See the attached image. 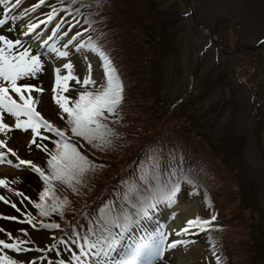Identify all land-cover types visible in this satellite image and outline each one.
Instances as JSON below:
<instances>
[{"label":"rangeland","instance_id":"374dc122","mask_svg":"<svg viewBox=\"0 0 264 264\" xmlns=\"http://www.w3.org/2000/svg\"><path fill=\"white\" fill-rule=\"evenodd\" d=\"M37 2L24 0L23 10L29 7L31 10ZM77 3L90 5L87 8L95 18L105 9L114 33L110 45L127 84L126 103L123 112L116 114V125L109 134L111 140L101 142L98 151L92 152L103 155L112 151L119 156L127 152L144 168L159 163L165 151L173 150L174 160L184 154L195 166L197 178L209 181L212 186L209 206L225 224L223 241L231 264H264V45L258 47L264 38V0H77ZM48 6L45 4L43 10L40 9L44 6L35 8L37 13L31 23L45 18L50 12ZM193 6L195 14L185 17ZM3 8L4 4H0V17ZM28 23L21 25L20 32ZM7 26L15 32L11 24L2 30ZM219 27L228 28V33L221 30V36L215 35V43L222 46L216 58L217 49L209 45L208 38ZM0 34L20 38L17 32ZM61 50L69 55H43V71L18 83L33 85L32 97L38 102L43 100L42 106L36 105V111L44 119L63 125L67 124V115L55 103L52 90L55 70L59 68L60 74L66 75L69 70L63 65L71 62L73 75L80 81H67L63 95L69 98V105L79 98L81 91L91 88L83 84L89 75L96 86L100 85L101 72L96 57L72 48ZM37 88L43 89L42 96ZM3 117L15 124V120L8 119L13 118L10 114L4 113ZM234 131L237 132L234 145L227 146L225 143L233 140L229 132ZM41 132L44 138L36 136L33 143L30 129L13 127L7 131L10 140L3 141L41 168L48 157L47 151L37 147L38 142L48 149L55 141L45 129ZM9 161L8 165L0 164V169H7L0 170V180L7 182V187L0 186V191L11 198L20 192L24 198L35 201L41 184L32 166L16 165L14 158ZM102 176L100 172L99 182ZM178 199L183 205L189 203L193 218L204 214L201 197L192 202L180 194ZM0 214L18 213L0 204ZM159 219L160 214L153 215L148 220L149 231L141 229L136 234L159 230ZM0 229L4 230L0 231V240L25 241L24 251L0 247V256L9 255L21 264H45L41 249L51 244L50 232L8 220L0 221ZM6 233H11L14 240ZM72 252L79 253L77 249L67 250L62 259L69 260ZM161 257L157 264H215L200 235L192 246L165 256L166 262H161Z\"/></svg>","mask_w":264,"mask_h":264},{"label":"snow or ice","instance_id":"6c2138e0","mask_svg":"<svg viewBox=\"0 0 264 264\" xmlns=\"http://www.w3.org/2000/svg\"><path fill=\"white\" fill-rule=\"evenodd\" d=\"M21 0H16L17 6H19ZM46 0H39L38 4H34L31 10L40 5L45 4ZM76 0H73L75 3ZM63 5L64 0H60ZM0 4L7 5V0H0ZM81 7H90V5L82 4ZM67 14L72 15L73 9L71 5H67L61 9ZM77 15H82L80 9H75ZM58 10L56 7H52L50 13L47 15V21L51 22L57 15ZM74 19V17H73ZM91 23L90 21H87ZM5 23L4 20H0V25ZM40 23H44L41 21ZM62 24L58 23L52 30V34L43 39V33H36V39L44 47L51 48L58 57H67L68 51L57 49L51 45L50 42L57 38ZM71 27V26H70ZM39 28V24L29 22L26 25V31L22 33V36L28 37L33 34L35 30ZM67 35V33H64ZM80 33H77L79 36ZM72 40H76V37H72ZM72 41L70 40L69 43ZM39 48V44L37 45ZM67 48V44L62 46ZM77 49L80 47H87L91 51L98 54V56L104 61L105 79L106 83L102 84L98 89L89 91L85 88L79 93V98L72 101V106H69V98L63 95V92L67 91V81L75 79L79 83V79L73 75V65L71 62L63 65L65 69H68L66 75L60 74V69L56 71V82L53 87L54 100L59 106V109L67 114V124L70 126L71 132L83 137L89 143L94 140L104 141V137L110 131L107 126L102 122L106 119V113H114L120 101L122 100L123 85L119 80V76L116 73V69L112 66L111 60L102 48L97 45L91 37H89L87 44L77 43ZM43 52L37 50L33 51L31 44H25L20 39H9L6 36L0 35V132H7L15 129L31 130L33 134V143H35V137H43L41 129H45L48 132H54L61 139L56 141L57 148L55 152H49L50 159L48 160L50 174L46 175L45 172L32 165L33 169L44 177L46 183L51 180H59L64 183L72 184L74 180L79 179L85 171L91 166L87 157L83 155L74 144L67 142L65 131L60 128L54 127L48 120L44 119L41 114L36 111V104L38 101L34 100L31 95L33 91V85L25 82L19 84L18 81H27L31 77H35L39 72L43 71ZM89 72L91 65L89 64ZM96 82L90 78V75L83 80L84 85H94ZM10 91L15 93L19 100H16L10 95ZM36 91L42 92V88H37ZM25 92L29 93L27 96ZM8 113L15 118V124L9 125L3 122V114ZM5 141L0 140V146L4 145ZM37 147H44L45 151H48L46 146L37 144ZM12 152V149H8ZM15 155V153H13ZM0 159H3V154L0 153ZM10 162V161H9ZM22 164H31L30 161H21ZM191 183V181H188ZM0 186L7 187L5 180H0ZM180 190L179 184H174L171 191L164 193L161 190L153 192L151 197L148 198V202L136 213V215H142L147 217L149 215L148 209L154 208L156 203L161 199L169 202H174L176 194ZM50 188L46 187L40 194V203H36L35 207L40 210L41 216H48L50 212L60 211L63 214V206L68 204L67 200L62 203H57L52 207L45 205V199L48 196ZM23 195L22 193H17ZM0 200H5L3 196H0ZM7 203L8 201L5 200ZM16 207L15 204L12 205ZM135 207V205H133ZM19 210V209H17ZM6 219H15V217H6ZM216 216L213 215L210 220L202 219L197 216L193 219H189L186 222V227L181 231L187 232L189 229L198 228L205 229L211 225V221H214ZM132 222L131 214H125L123 220L120 217H111L105 221L104 226L97 231L92 228L89 229L90 235L79 237L82 243H78L76 239L72 243L77 244L79 247V253L72 252L70 259L65 261L61 259L59 264H156L158 258L161 257L163 251L166 248H175L181 241H173L171 244H166V237L164 233L159 230L153 232L144 231L143 234L137 235L136 233L128 234V224ZM28 223H32L29 219ZM35 227V225H33ZM46 228H58V224L44 225ZM114 228H118L119 231H113ZM0 231H4L0 229ZM11 239V233H6ZM78 235V234H77ZM66 243L65 241H61ZM25 241L17 239L15 242H6L0 240V247L3 249H9L16 252L24 251L22 245ZM0 264H21V262L9 255L0 256Z\"/></svg>","mask_w":264,"mask_h":264},{"label":"trees","instance_id":"16d2710c","mask_svg":"<svg viewBox=\"0 0 264 264\" xmlns=\"http://www.w3.org/2000/svg\"><path fill=\"white\" fill-rule=\"evenodd\" d=\"M83 140H85L83 138ZM87 141V140H86ZM89 143L88 141L86 142ZM83 155H85L90 162L93 173L100 174L102 172V178L100 179V182L98 183L99 187H101L104 183L110 182L112 184L113 180L117 177H125L127 176V167L128 164H130L133 161V155L130 153H125L123 156L115 155L114 152H109L107 154L106 160H103L101 158L93 157L88 152L84 151V148L79 150ZM90 166V167H91ZM90 167L87 169V171L84 172V174L79 177L78 181L74 180L71 188L73 189V192H79L77 199L81 202L82 208L85 209L86 207L90 206V200L88 199H82L81 193L85 192L88 181V174H90L91 169Z\"/></svg>","mask_w":264,"mask_h":264},{"label":"bare ground","instance_id":"6f19581e","mask_svg":"<svg viewBox=\"0 0 264 264\" xmlns=\"http://www.w3.org/2000/svg\"><path fill=\"white\" fill-rule=\"evenodd\" d=\"M8 124V123H7ZM3 136V135H2ZM4 138H5V136H4ZM6 139V138H5ZM0 170H7V169H5V168H1ZM188 205H189V203H186V204H184L183 205V203L182 202H175L174 203V206L175 207H179V209H178V211L179 210H182V212H181V216H182V218H181V220L180 221H178V223L177 224H175V221H174V224H172V225H168L167 226V229L165 230V232L167 233V235L168 236H171V235H173L175 232H177V230L180 228V226H183V225H185L186 224V222L191 218V216H192V212L191 213H189V208L190 207H188ZM176 210H177V208H175L174 210H173V212H176ZM177 211V212H178ZM193 211V210H192ZM170 211L169 210H166V212H165V215L167 216V215H170ZM174 216H175V213L171 216V219H174ZM180 224V225H179ZM179 237H177L174 241H178L177 239H178ZM193 260V259H192Z\"/></svg>","mask_w":264,"mask_h":264}]
</instances>
